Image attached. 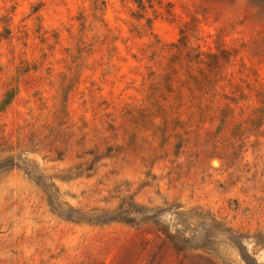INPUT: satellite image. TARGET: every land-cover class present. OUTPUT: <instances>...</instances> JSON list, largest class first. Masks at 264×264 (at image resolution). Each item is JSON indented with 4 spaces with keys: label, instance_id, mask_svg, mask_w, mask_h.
Listing matches in <instances>:
<instances>
[{
    "label": "rangeland",
    "instance_id": "374dc122",
    "mask_svg": "<svg viewBox=\"0 0 264 264\" xmlns=\"http://www.w3.org/2000/svg\"><path fill=\"white\" fill-rule=\"evenodd\" d=\"M0 264H264V0H0Z\"/></svg>",
    "mask_w": 264,
    "mask_h": 264
}]
</instances>
